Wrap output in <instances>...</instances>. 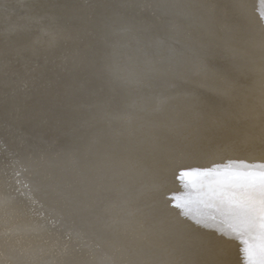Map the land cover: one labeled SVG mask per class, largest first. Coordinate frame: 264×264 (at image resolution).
Returning a JSON list of instances; mask_svg holds the SVG:
<instances>
[{
	"label": "bare ground",
	"instance_id": "6f19581e",
	"mask_svg": "<svg viewBox=\"0 0 264 264\" xmlns=\"http://www.w3.org/2000/svg\"><path fill=\"white\" fill-rule=\"evenodd\" d=\"M261 171L264 0H0V264H264Z\"/></svg>",
	"mask_w": 264,
	"mask_h": 264
},
{
	"label": "snow or ice",
	"instance_id": "6c2138e0",
	"mask_svg": "<svg viewBox=\"0 0 264 264\" xmlns=\"http://www.w3.org/2000/svg\"><path fill=\"white\" fill-rule=\"evenodd\" d=\"M239 3L233 7H240ZM188 175L181 172L180 176ZM221 192L218 198V210L229 212L236 221L241 236L247 237L242 244L248 247L243 251H258L264 259V171L259 173L228 174L219 181Z\"/></svg>",
	"mask_w": 264,
	"mask_h": 264
}]
</instances>
